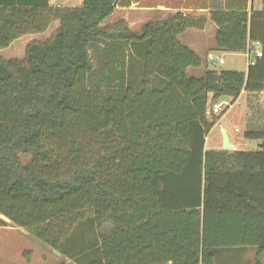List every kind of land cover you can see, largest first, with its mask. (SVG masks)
I'll use <instances>...</instances> for the list:
<instances>
[{"label": "trees", "instance_id": "1", "mask_svg": "<svg viewBox=\"0 0 264 264\" xmlns=\"http://www.w3.org/2000/svg\"><path fill=\"white\" fill-rule=\"evenodd\" d=\"M114 9L0 0V50L59 23L23 60L0 58V228L27 231L61 264H214L219 250L245 247L260 264L264 127L244 132L255 152L204 147L221 97L264 92V1L249 16L210 0L216 49L251 55L258 44L262 56L246 73L199 79L187 69L201 60L178 36L205 19L101 27Z\"/></svg>", "mask_w": 264, "mask_h": 264}, {"label": "crops", "instance_id": "2", "mask_svg": "<svg viewBox=\"0 0 264 264\" xmlns=\"http://www.w3.org/2000/svg\"><path fill=\"white\" fill-rule=\"evenodd\" d=\"M83 0H49L51 6L54 7H70L77 8L80 7ZM263 1L264 0H222L223 2V10L227 12H245L249 16L253 13H260L263 10ZM210 0H115V9L113 14L106 19L101 27L111 26L119 21H123L127 28L133 32H139L143 25L148 22H158L166 20L167 18L180 13L185 17H189L192 19H205L206 23L202 30L189 29L183 32L178 36V41L189 50L193 51L197 57L201 60V58H211V53H219L223 51H219L215 46V35L217 32V27L210 20ZM55 22L51 25L54 26ZM51 25L48 29L36 35H28L24 36L16 41H14L5 51L10 50L16 46L18 42H21L20 51L25 53L26 46L31 42H44L48 40L55 32H50ZM59 28V27H58ZM57 28V29H58ZM256 44H250L249 46L253 49V52L256 50ZM18 47H15L14 51H17ZM252 52V53H253ZM231 54V53H229ZM239 56H243L247 58V54H235ZM4 59V58H3ZM23 60L21 58H9L4 60ZM214 59L222 60L221 58L215 57ZM223 61V60H222ZM215 64V61H211ZM224 64V61L222 62ZM202 65V63H201ZM249 66V63H248ZM207 71V70H206ZM254 95V94H253ZM247 92L242 91L237 98L244 106L245 111L243 116L241 117V125L235 130V133H238L242 128V137L244 132L247 129L260 126V128L264 127V106L260 105L256 106L251 103L253 96ZM257 95H264V92H261ZM230 99L227 98V101ZM236 100V101H237ZM264 102V100H263ZM253 113L259 109L262 112V116L258 119L260 115H256V125L251 123V119H253V114L251 117H245L248 109H252ZM220 121V120H219ZM218 121V122H219ZM224 131L228 136L227 130ZM239 138V137H238ZM244 139V138H243ZM236 141H238L236 139ZM230 143V140H229ZM259 146V144H258ZM235 146H232V150L229 152H239L235 150ZM206 151V150H205ZM212 151H223L222 148L215 149ZM241 248H235L230 250H219L217 255L214 258V264H218L220 259H225L226 256H229V252L238 251Z\"/></svg>", "mask_w": 264, "mask_h": 264}, {"label": "rangeland", "instance_id": "3", "mask_svg": "<svg viewBox=\"0 0 264 264\" xmlns=\"http://www.w3.org/2000/svg\"><path fill=\"white\" fill-rule=\"evenodd\" d=\"M59 23L55 22L54 26L51 25L50 32L57 30ZM21 42H18L14 48L10 50H0V58H21L25 56L24 51H20ZM18 47L17 51H14ZM211 58H201V63L197 68H188L187 77L189 78H202L206 70L215 69L217 71H235L246 73L248 69V61L246 57L229 54L226 52L211 53ZM221 58L224 64H219L218 59ZM211 61H215L214 66ZM264 85V83H263ZM251 103L254 105L264 106V95L251 96ZM220 109L219 114L215 116L220 117L217 122L209 131L205 138V150H215L222 148L221 129L228 132L230 144L235 146V150L239 152H255L258 150V142L247 141L243 139L242 128L238 133L235 130L241 125V117L244 114L245 106L239 101H232L230 99L226 102H217ZM253 108L248 109L245 117H251ZM210 112V111H209ZM210 118V116H208ZM239 137V138H238ZM236 139L238 141H236ZM24 163L30 161L27 157H21ZM4 227L0 228V264H61L69 263L65 256L57 251L42 244L36 240L27 231L15 227L7 220H4ZM257 249L253 247L241 248L235 252H229L230 255L225 259H220L218 264H255ZM260 264H264V251L259 258Z\"/></svg>", "mask_w": 264, "mask_h": 264}, {"label": "water", "instance_id": "4", "mask_svg": "<svg viewBox=\"0 0 264 264\" xmlns=\"http://www.w3.org/2000/svg\"><path fill=\"white\" fill-rule=\"evenodd\" d=\"M254 56H255V54L252 53V54H251V60L254 59ZM213 64H214V63L211 62V65H213ZM227 98H228V97L223 96V97H221V98L219 99V101H220V102H226V101H227ZM221 137H222V150H223V151H230V150H232V145L229 143V139H228V137H227V134H226V132H225L223 129H221Z\"/></svg>", "mask_w": 264, "mask_h": 264}, {"label": "built area", "instance_id": "5", "mask_svg": "<svg viewBox=\"0 0 264 264\" xmlns=\"http://www.w3.org/2000/svg\"><path fill=\"white\" fill-rule=\"evenodd\" d=\"M255 47H256V50L253 52L255 54L254 59H256V58L259 59L262 56L261 55V51H260V46L258 44H256ZM247 57H248V63H249V65H253L254 59L251 60V55L249 53H247ZM218 62H219V64H222L223 61L222 60H219ZM210 112L212 114H214V115L219 114L220 109H219L218 105H214L211 108Z\"/></svg>", "mask_w": 264, "mask_h": 264}]
</instances>
